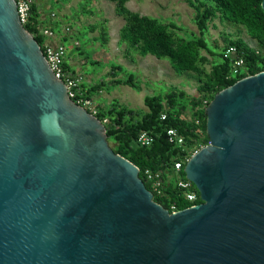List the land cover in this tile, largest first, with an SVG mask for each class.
Instances as JSON below:
<instances>
[{"label": "water", "instance_id": "95a60500", "mask_svg": "<svg viewBox=\"0 0 264 264\" xmlns=\"http://www.w3.org/2000/svg\"><path fill=\"white\" fill-rule=\"evenodd\" d=\"M205 113L202 203L170 213L0 0V264H264V71Z\"/></svg>", "mask_w": 264, "mask_h": 264}, {"label": "rangeland", "instance_id": "374dc122", "mask_svg": "<svg viewBox=\"0 0 264 264\" xmlns=\"http://www.w3.org/2000/svg\"><path fill=\"white\" fill-rule=\"evenodd\" d=\"M35 1L37 9H42L41 23L54 25L61 42L66 46L67 65L73 73L82 76L78 93L82 94L84 101L87 100L86 106L90 108L92 115L104 116L102 121L97 118L106 127V134L107 126L110 127L113 120L118 119L117 113L122 108L133 112L126 115L124 125L133 122L135 114L138 116L135 118L139 120L149 114L150 110L144 102L147 96H160L164 109L171 111L167 96L175 93L177 106L173 115L177 117L180 113V118L188 122L198 119V109L193 107L192 99L198 96V88L206 82V76L210 74L231 40L241 39L264 56V46L252 39L244 26L226 21L220 10L214 8L204 36L210 51L201 50L197 62L203 73L179 74L173 69L168 58L141 55L139 48L131 46L121 38L125 20L118 15L114 2ZM127 8L139 15L157 19L165 25L175 23L180 29L169 28V31L176 40H187L200 35L196 12L187 0H129ZM67 27L70 31L63 32ZM112 66L120 70L113 72ZM130 75L136 78V88L115 83L117 80H127ZM180 92L184 93L183 97ZM113 109L115 111L111 113ZM199 133L203 137L204 131ZM117 135L118 133L112 137L107 135L109 146L115 152L121 145L116 139ZM132 145L134 148H142L136 141Z\"/></svg>", "mask_w": 264, "mask_h": 264}, {"label": "trees", "instance_id": "16d2710c", "mask_svg": "<svg viewBox=\"0 0 264 264\" xmlns=\"http://www.w3.org/2000/svg\"><path fill=\"white\" fill-rule=\"evenodd\" d=\"M107 1L115 3L118 15L122 16L125 20V27L121 31V38L128 41L131 46L139 48L141 55L168 58L173 69L179 74L184 72L203 73V70L198 66L197 62L201 50L210 51L204 36L208 30V22L213 15L214 8L220 10L222 17L226 21L244 26L247 29L248 35L260 45L264 46V10L262 8V0H187L196 12V24L200 32L199 37L187 40H176L173 33L169 31V28L180 29L175 23L170 22L165 25L157 19L142 16L129 10L127 8L129 0ZM41 25L43 24L39 19L38 9L34 4L31 18L24 27L34 36L40 46L43 47L44 39L39 35ZM48 26L55 29L54 25ZM230 45L236 46L239 49L246 62L244 69L237 75H234L232 72L231 61L223 57V51ZM225 48L210 74L206 76V82L198 88V96L192 99L193 107L198 109L196 116L200 120V126H196L194 121L188 122L181 119L180 113L177 117L173 115V110L177 106V96L175 93H170L167 96L171 111L164 109L160 96H147L144 102L150 110L149 114L141 120L135 118L138 117L135 114L134 121L132 120L133 122H128L127 125H124L126 115L133 114V112L122 108L117 113L118 119L113 120L110 127L107 126V135L109 137L118 133L116 139L121 142V145L116 153L127 158L140 169L139 176L149 190H151V187L144 176L145 170L164 169L166 163L170 164L171 158L178 154V150L168 142L164 134V126H173L180 130L190 144L197 142L202 145H207L209 138L206 132L207 117L205 107L209 105L215 95L221 90L233 85L242 78L264 71V56L243 40H231L230 44ZM65 68L71 70L67 63ZM117 70H120V68L112 66L113 72ZM115 83L118 85H127L132 88L137 87L136 78L133 75H130L127 80H117ZM180 95L183 97L184 93L180 92ZM79 99L81 97L76 96V98H73V101L78 102ZM205 102H207L206 106ZM114 109L110 112H114ZM163 112L168 113V120L164 123L160 121V116ZM97 117L101 121L104 118L103 115ZM197 127L204 131L203 137L197 135ZM144 131L153 132L160 136L155 137V141L151 146L134 148L132 143L135 144L139 135ZM184 175L185 173L183 172ZM168 189L170 201L157 197L155 201L162 204L165 208H170L169 202L176 204L180 210L190 206V203L179 197V192L170 187Z\"/></svg>", "mask_w": 264, "mask_h": 264}, {"label": "built area", "instance_id": "2783aa9c", "mask_svg": "<svg viewBox=\"0 0 264 264\" xmlns=\"http://www.w3.org/2000/svg\"><path fill=\"white\" fill-rule=\"evenodd\" d=\"M15 1L17 4L20 21L23 25H25L31 18L32 7L35 4V0ZM68 31H70V28L67 27L63 32ZM39 35L44 39L43 47H41V49L55 77L65 83L68 89L69 97L73 100V98H76V96H80L81 99H79L76 104L80 106L84 105L90 112V108L86 106L88 103L87 100L84 101L82 94L78 93L79 86L82 85V76L75 74L71 70H67L65 68L67 63V48L64 43L61 42L57 31L51 26L41 25ZM223 57L231 61L233 68L232 72L234 75L239 74V72L246 66L245 58L236 46L230 45L225 48L223 51ZM206 104L207 102H205V106ZM167 120L168 113L163 112L160 116V121L164 123ZM194 122L196 126H200L199 119H196ZM200 131L202 130L197 127L196 133L198 136H201L199 133ZM164 134L166 135L168 142L178 150V154L171 158L170 164L166 163L164 169L145 170L144 176L146 181L150 184V191L153 194L154 200L157 197L161 199L165 198L170 201V194L168 193V187H170L173 190L179 192V197L190 203L189 207L202 203L199 191L196 189L195 185L186 178L185 175L183 176V172L184 167L190 158L200 149L208 146L210 142L207 145H202L201 143L197 142L190 144L186 140V136L183 135L180 130L168 125L166 127L164 126ZM156 136L160 135L154 134L153 132L144 131L139 135L136 142H138V144H140L142 147H148L153 144ZM169 206L170 208L166 209L169 210L170 213L180 211V209H178L174 203L169 202Z\"/></svg>", "mask_w": 264, "mask_h": 264}, {"label": "crops", "instance_id": "0c3cea01", "mask_svg": "<svg viewBox=\"0 0 264 264\" xmlns=\"http://www.w3.org/2000/svg\"><path fill=\"white\" fill-rule=\"evenodd\" d=\"M35 3H36V1H35ZM41 10H42V9H39V10H38V13H39V19L42 17V14H41V12H40Z\"/></svg>", "mask_w": 264, "mask_h": 264}]
</instances>
